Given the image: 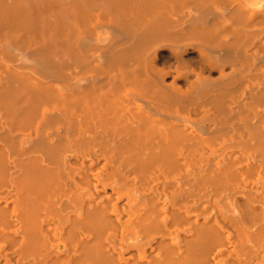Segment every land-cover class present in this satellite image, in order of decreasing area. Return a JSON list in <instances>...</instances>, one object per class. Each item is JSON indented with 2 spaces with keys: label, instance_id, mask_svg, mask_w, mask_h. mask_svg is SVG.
<instances>
[{
  "label": "bare ground",
  "instance_id": "obj_1",
  "mask_svg": "<svg viewBox=\"0 0 264 264\" xmlns=\"http://www.w3.org/2000/svg\"><path fill=\"white\" fill-rule=\"evenodd\" d=\"M0 264H264V0H0Z\"/></svg>",
  "mask_w": 264,
  "mask_h": 264
}]
</instances>
